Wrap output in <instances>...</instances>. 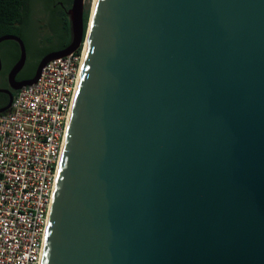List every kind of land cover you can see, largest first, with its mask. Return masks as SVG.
<instances>
[{
	"label": "water",
	"instance_id": "obj_1",
	"mask_svg": "<svg viewBox=\"0 0 264 264\" xmlns=\"http://www.w3.org/2000/svg\"><path fill=\"white\" fill-rule=\"evenodd\" d=\"M84 11L13 85L85 35L42 264H264V0H97L86 33Z\"/></svg>",
	"mask_w": 264,
	"mask_h": 264
},
{
	"label": "built area",
	"instance_id": "obj_2",
	"mask_svg": "<svg viewBox=\"0 0 264 264\" xmlns=\"http://www.w3.org/2000/svg\"><path fill=\"white\" fill-rule=\"evenodd\" d=\"M86 46L50 60L0 113V264H42Z\"/></svg>",
	"mask_w": 264,
	"mask_h": 264
},
{
	"label": "flooded vegetation",
	"instance_id": "obj_3",
	"mask_svg": "<svg viewBox=\"0 0 264 264\" xmlns=\"http://www.w3.org/2000/svg\"><path fill=\"white\" fill-rule=\"evenodd\" d=\"M48 3L47 0H30L29 2L30 17H26L23 22L22 35H17L25 43L27 58L21 69L16 73L13 82H11L10 73L20 59V44L14 39L5 40L0 44L2 60L0 88L11 91L14 97L17 91L13 85H18L33 78L42 59L51 52L63 49L65 46L66 37L62 35L64 33L59 21L60 18L57 15L58 9L55 8L57 4L69 8L68 3L66 4L63 0H56L55 3L51 4V8ZM38 9L43 11L42 15H37ZM9 100V93L0 92V108L5 106Z\"/></svg>",
	"mask_w": 264,
	"mask_h": 264
},
{
	"label": "trees",
	"instance_id": "obj_4",
	"mask_svg": "<svg viewBox=\"0 0 264 264\" xmlns=\"http://www.w3.org/2000/svg\"><path fill=\"white\" fill-rule=\"evenodd\" d=\"M48 6L51 8V4L55 3L56 0H47ZM65 3H70V0H63ZM30 0H0V37L3 35H22V25L26 17H30V11L28 10ZM50 4V5H49ZM68 4V6L70 5ZM58 17L60 18V24L62 25V34L65 35L67 46L71 41V24L67 10L68 7L61 4H57ZM67 9V10H66ZM89 8L84 11V27L85 33L87 30L89 20ZM85 37V35H84ZM64 46V47H65ZM7 103V101H6ZM5 103V104H6Z\"/></svg>",
	"mask_w": 264,
	"mask_h": 264
},
{
	"label": "rangeland",
	"instance_id": "obj_5",
	"mask_svg": "<svg viewBox=\"0 0 264 264\" xmlns=\"http://www.w3.org/2000/svg\"><path fill=\"white\" fill-rule=\"evenodd\" d=\"M93 1L94 0H85V9H87V8H89V10H90V14H89V20H88V27H89V25H90V21H91V16H92V8H93ZM70 2H71V4H72V0H70ZM67 4V3H66ZM68 4H70L69 2H68ZM71 4L69 5V8L71 7ZM42 13H43V11L42 10H40V9H38V11H37V15H42ZM87 27V28H88ZM86 37H84V40H86L85 39Z\"/></svg>",
	"mask_w": 264,
	"mask_h": 264
},
{
	"label": "bare ground",
	"instance_id": "obj_6",
	"mask_svg": "<svg viewBox=\"0 0 264 264\" xmlns=\"http://www.w3.org/2000/svg\"><path fill=\"white\" fill-rule=\"evenodd\" d=\"M96 1H97V0H94V1H93L92 18H91V21H90V27H89L90 30H91L92 20H93V16H94V12H95ZM86 41H87V39H86ZM86 47H87V46H86ZM74 102H75V101H74ZM73 108H74V104H73V107H72V111H73ZM71 114H72V112H71Z\"/></svg>",
	"mask_w": 264,
	"mask_h": 264
}]
</instances>
